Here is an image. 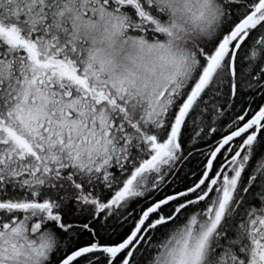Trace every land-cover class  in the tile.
<instances>
[{"label": "snow or ice", "instance_id": "1", "mask_svg": "<svg viewBox=\"0 0 264 264\" xmlns=\"http://www.w3.org/2000/svg\"><path fill=\"white\" fill-rule=\"evenodd\" d=\"M0 264H264V0H0Z\"/></svg>", "mask_w": 264, "mask_h": 264}]
</instances>
